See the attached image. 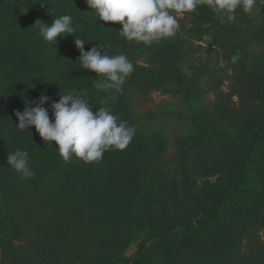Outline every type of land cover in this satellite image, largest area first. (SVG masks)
I'll use <instances>...</instances> for the list:
<instances>
[{
  "label": "trees",
  "instance_id": "trees-1",
  "mask_svg": "<svg viewBox=\"0 0 264 264\" xmlns=\"http://www.w3.org/2000/svg\"><path fill=\"white\" fill-rule=\"evenodd\" d=\"M63 14L73 17L82 39L93 40L85 44V51L100 43L107 55L125 54L133 63L134 71L126 78L121 93L97 89L95 83L103 77L79 68V51L74 45L76 34L57 37L55 46L39 35V26L34 25L36 20L50 24ZM187 20L189 27L182 26L187 37L211 42L207 51L217 52L222 60L233 63L232 57L238 53L234 62L237 65L254 53L264 65V48L256 50L252 43L264 34V27L245 21L232 24L220 10H213L208 0H200ZM120 29L119 23L96 19L95 10L85 0H0V151H4L0 153V165H8V153L17 148L27 150L30 167L35 172L34 177L28 178V185L44 182L56 186L67 180L73 188L67 191L68 196L81 200L96 214V204L102 201L99 211L109 208L112 211L109 216L125 207L128 193L134 202L145 190L142 186L147 174H155L156 167L162 165L151 150L158 138L165 135L159 122L168 114L175 115L166 109L137 110L135 97L139 94L146 96L170 82L183 103L191 101L189 114L180 115V120L185 118L190 125L197 126V135L185 139V144L179 147L181 164L207 159L222 149L219 139L207 137L194 119V113L201 107L202 95L195 91L197 76L185 81L179 66L202 46L186 45L180 49L175 35L150 45L129 42L120 36ZM138 58H146L147 64L135 63ZM235 74L241 77L240 89L246 97L236 115L241 119H232L242 128L241 135L227 141L228 155L215 167L209 169L201 164L197 168L201 175L228 166L231 175L221 179L207 196L203 188L202 195H191L192 186H184L177 178V171L169 178L167 175L159 201H151L153 215L158 218L156 223L138 235L132 253L117 251L110 264H237L241 237L264 227V69H236ZM61 90L85 95L93 104L94 112L106 102L115 115L135 128L130 144L122 151H106L99 162L85 163L75 157L65 162L55 142H44L34 126L29 132L16 126L19 121L15 112H22L27 105L35 106L41 94L49 97L43 106L49 109L51 119L50 105L58 102ZM13 183L8 181L0 192L1 210L16 207L19 184ZM189 200L200 203L199 209L188 210ZM93 224L91 219L85 223L86 226ZM22 233L19 223L4 218L0 223L3 251L10 244L6 236ZM240 260L245 264H264V249Z\"/></svg>",
  "mask_w": 264,
  "mask_h": 264
},
{
  "label": "rangeland",
  "instance_id": "rangeland-1",
  "mask_svg": "<svg viewBox=\"0 0 264 264\" xmlns=\"http://www.w3.org/2000/svg\"><path fill=\"white\" fill-rule=\"evenodd\" d=\"M220 13L226 17L231 15L226 10H220ZM173 15L180 25L175 34V40L179 38L177 42L181 45L180 49L186 45L202 46L190 60L181 61L179 66L185 81L189 82L193 75L197 76L195 91L202 92V95L199 98L201 107L194 113V119L196 123H200L199 127L207 137L219 139L222 149L207 159L180 163L178 149L185 144V139L197 135V126L193 127L185 118L180 120L181 116L189 114L188 105L191 101L183 103V99L173 91L174 84L169 82L165 87L148 92L146 96L139 94L135 97L137 110L156 112L166 109L175 115L168 114L159 122L165 135L158 138L153 145L155 148L151 150L153 157L160 160L162 165L156 167L155 174H147L142 186L145 190L134 202L131 197L129 199L128 193L125 207L115 215L109 216L112 213L109 208L99 211L100 201L96 204L97 214L91 209L95 216L93 219L90 208L84 202L67 195V191L72 188L67 180L60 181L56 186L46 185L44 182L28 185V178H24L11 166L0 165V192L8 181L19 184V195L14 202L16 207L8 211L5 207L0 209V223L4 218L11 219L23 229L20 235L5 237L10 240V244L4 251L0 243V264H110L112 255L117 251L132 253L138 235L156 223L158 218L153 215L151 201L160 198L167 175L169 178L177 171V178L181 179L183 185L192 186L191 195H202L203 188L206 189V196L221 179L231 175V168L228 166L201 175L198 169L201 164L207 165L209 169L215 167L228 155L227 141H233L241 135L242 128L236 125L239 123L232 122V119H241L236 117L237 111L246 102L240 89L241 77L235 74L236 69L262 70L263 62L254 53L237 65L222 60L217 52L207 51L211 42L187 37L182 26L189 27V13L174 12ZM234 15V20L228 18L232 24H242L245 21L256 27H264V0H256L252 10L248 12L241 4ZM181 39H184L183 42ZM252 43L256 50L264 48V34L255 38ZM135 63L147 64V59L138 58ZM188 195L190 194L185 196L190 198ZM189 201L191 206L188 210L199 209L201 206L200 203H191L197 202L195 200ZM90 219L95 224L86 226V221ZM261 249H264L262 226L257 227L254 233L241 237V255L237 258V264H245L240 259L251 258L254 252Z\"/></svg>",
  "mask_w": 264,
  "mask_h": 264
},
{
  "label": "clouds",
  "instance_id": "clouds-1",
  "mask_svg": "<svg viewBox=\"0 0 264 264\" xmlns=\"http://www.w3.org/2000/svg\"><path fill=\"white\" fill-rule=\"evenodd\" d=\"M90 9L95 10L96 19L103 22L119 23L120 36L127 41L142 42L150 45L154 41L172 37L180 25L173 13H190L195 11L200 0H85ZM213 10H226L229 19H235V10L243 4L246 12L251 11L256 0H208ZM45 3H41V6ZM39 35L54 46L57 37L66 38L75 35L74 45L79 51V68L96 73L103 78L96 81L95 87L106 93H121L126 78L134 71L133 63L125 54L109 56L104 46L98 43L85 51V44L93 40H84L74 26L69 14L56 16L52 22L36 20ZM237 53L232 57L235 62ZM115 100L116 96L113 95ZM49 97L41 94L35 106H25L16 111V126L27 130L34 126L36 133L44 142H55L59 156L68 162L73 157L85 163L99 162L106 151L124 150L135 135V128L126 120L113 113L111 107L104 106L93 111L85 95L73 94L61 90L58 102L51 103L52 118L49 109L43 105ZM29 132V131H28ZM8 166L21 173L24 178H32L35 172L30 167L27 150L17 148L6 156Z\"/></svg>",
  "mask_w": 264,
  "mask_h": 264
}]
</instances>
